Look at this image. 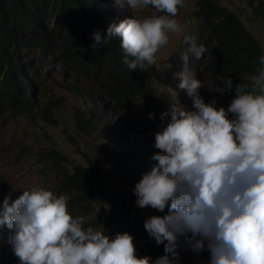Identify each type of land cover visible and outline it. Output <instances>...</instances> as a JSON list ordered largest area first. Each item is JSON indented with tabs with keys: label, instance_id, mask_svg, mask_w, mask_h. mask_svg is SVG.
<instances>
[{
	"label": "clouds",
	"instance_id": "clouds-1",
	"mask_svg": "<svg viewBox=\"0 0 264 264\" xmlns=\"http://www.w3.org/2000/svg\"><path fill=\"white\" fill-rule=\"evenodd\" d=\"M115 3L155 9L142 19L132 16L110 24L103 36L99 30L92 33L93 51L119 37L129 70L154 64L169 34L185 31L175 18L184 0ZM195 41V36H184L187 51L200 59L207 49ZM182 60L178 88L193 98V107L183 106L177 91L168 90L176 103L161 113L163 127L153 144L159 150L152 157L156 163L134 189L140 208L168 209L144 221L149 236L164 245V255L154 261L138 257L131 234L110 237L100 223V228L85 227L86 217L69 213L66 195L33 187L11 203L5 198L0 207V226L10 229L9 244L19 264H177L181 236L194 252L206 240L210 264H264V55L250 83L235 85L227 109L198 95L203 85L188 69L187 53ZM220 80L221 86L212 90H233L230 77ZM188 232L203 239L193 241Z\"/></svg>",
	"mask_w": 264,
	"mask_h": 264
},
{
	"label": "trees",
	"instance_id": "trees-1",
	"mask_svg": "<svg viewBox=\"0 0 264 264\" xmlns=\"http://www.w3.org/2000/svg\"><path fill=\"white\" fill-rule=\"evenodd\" d=\"M254 12L264 19V6L260 2ZM121 13L122 7L115 0H0V103L13 112H30L35 100L34 78L44 71V78L52 74L56 76L54 81L62 79L55 83L65 84L85 103L84 108H75L71 113L75 129L99 139L97 150L102 162L117 181L135 193V184L156 163L149 148L154 154L159 151L153 147L151 138L140 133L136 124L128 123L130 115L138 112L135 96L142 98L144 107L158 106L152 115L158 121H161V113L169 108L161 106V98L147 87L145 73L177 91L179 102L191 109L193 98L186 90L178 88L177 76L185 66L182 55L187 53L188 69L209 88L204 90L205 98L203 91L198 95L204 101L209 98L222 102L227 109L235 95V85L250 83L251 76L261 66L259 58L263 53L259 42L234 12L216 0H195L194 14L201 26L195 42L207 49L202 57L196 59L187 51L189 46L183 40L190 35L185 34L165 59L164 68L158 70L152 64L143 71H132L122 62L119 37H113L95 51L91 48L92 33L99 30L105 35L110 24L121 21L118 18ZM154 13L155 9L146 16ZM65 74L67 80L57 77ZM222 77L232 79V91L220 94L212 90L221 86ZM80 84L85 85L81 87ZM168 119L165 117L164 122ZM47 157L63 158L54 148L48 150ZM54 169L58 189L68 196L71 206L74 202L107 208L105 214L96 215L94 223L98 228L101 224L110 237L117 232L131 234L138 257L149 256L154 261L164 255V245L156 244L145 230V219L128 204L120 190L103 184L96 166L73 164L69 169L56 165ZM154 210L159 216L168 211L167 208L164 212ZM185 235L193 241L203 239L199 235L193 237L191 232ZM179 239L184 242L185 236ZM204 245L208 250L206 240ZM6 246L11 247L9 242ZM8 258H15V255L12 253ZM8 258L0 251V264H11ZM177 264L199 263L192 258Z\"/></svg>",
	"mask_w": 264,
	"mask_h": 264
},
{
	"label": "rangeland",
	"instance_id": "rangeland-1",
	"mask_svg": "<svg viewBox=\"0 0 264 264\" xmlns=\"http://www.w3.org/2000/svg\"><path fill=\"white\" fill-rule=\"evenodd\" d=\"M220 5L234 12L248 32L259 42L264 55V19L255 14L254 7L260 2L264 6V0H216ZM120 6V5H119ZM123 13L118 15L120 20L134 17L142 19L154 8L147 6L143 9H131L126 3ZM195 0H184V7L179 8L175 17L179 24L185 29L181 34H169V42L156 54L155 67L160 70L165 67V59L172 53L181 36L188 34L195 36L200 23L194 14ZM203 34V32L201 33ZM33 51L29 52L31 54ZM44 71L33 80L34 103L30 112L10 111L9 107L0 103V207L5 198L9 202L15 200L23 190L33 187H42L52 191L55 195H66L58 189V176L54 166L71 168L73 164L86 165L91 163L96 166L102 176L103 184L120 190L128 201V204L145 220L153 215H159L151 207L140 208L136 204L135 193L127 189L117 181L104 165L98 155L97 144L99 139L79 133L75 127L72 112L75 108H84L85 103L81 96L66 88L65 84H56L55 75H47ZM195 76V75H194ZM59 78L68 79L66 74ZM145 83L154 95L161 98V106H169L176 103V98L169 93V87L158 83L151 75L145 73ZM200 80V78H198ZM203 87L197 91L205 98ZM85 84H80L82 87ZM81 90V89H79ZM78 90V91H79ZM173 90V89H172ZM138 112L130 115V124H136L140 133L146 137L155 139V133L163 127L162 121L152 117L157 109L156 105H144L142 98L135 96ZM206 103L211 99L206 98ZM217 107L223 106L222 102H216ZM132 111V110H131ZM152 114L151 116L149 114ZM166 123V122H164ZM54 148L59 151L63 158L53 160L47 157L48 150ZM153 156L152 148H149ZM67 196V195H66ZM68 197V196H67ZM69 201V198H68ZM68 211L71 215L84 216L87 218L85 227L98 228L94 220L96 215L107 212V208L100 204L68 202ZM10 229L6 225L0 226V251L8 258L13 253L9 242ZM179 262L195 258L199 264H210V252L203 248L194 252L191 248L180 242ZM14 254V253H13ZM9 263L19 264L18 257L8 258Z\"/></svg>",
	"mask_w": 264,
	"mask_h": 264
}]
</instances>
